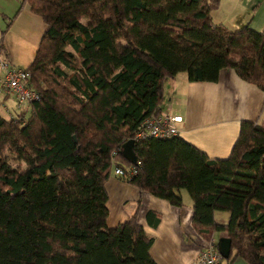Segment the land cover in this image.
Returning <instances> with one entry per match:
<instances>
[{
	"label": "trees",
	"instance_id": "16d2710c",
	"mask_svg": "<svg viewBox=\"0 0 264 264\" xmlns=\"http://www.w3.org/2000/svg\"><path fill=\"white\" fill-rule=\"evenodd\" d=\"M218 1H21L44 28L25 67L38 99L0 114V264H156L135 214L106 226L105 182L116 166L172 206L185 190L195 234L229 239L223 264H264V118L239 121L225 158L178 135L134 140V164L120 154L162 112L163 81L178 73L202 82L231 69L264 93V28L213 24Z\"/></svg>",
	"mask_w": 264,
	"mask_h": 264
},
{
	"label": "crops",
	"instance_id": "0c3cea01",
	"mask_svg": "<svg viewBox=\"0 0 264 264\" xmlns=\"http://www.w3.org/2000/svg\"><path fill=\"white\" fill-rule=\"evenodd\" d=\"M21 1L0 0V15L9 20L6 31L23 35L22 49H15L14 54L9 44H4L5 59L15 67L25 68L44 26ZM209 16L213 24L231 31L243 26L260 31L264 28V0H219ZM24 44L30 49L29 56ZM163 95V110L169 108L181 117L178 136L209 158H225L229 154L240 120L260 121L264 114L263 91L242 81L231 69H221L215 81L202 82L188 81L185 73H178L163 81ZM7 98L12 100L13 110ZM21 109L26 107L17 105L0 91V114L9 116ZM105 191L106 226L115 227L135 214L136 222L153 238L148 253L156 264H189L205 246L191 228L192 203L185 190H179L182 205L175 207L164 199L137 190L112 173L105 182ZM213 218L225 223L228 214L214 211ZM223 238H226L224 233H214L212 241L218 244ZM231 264L248 263L235 258Z\"/></svg>",
	"mask_w": 264,
	"mask_h": 264
},
{
	"label": "built area",
	"instance_id": "2783aa9c",
	"mask_svg": "<svg viewBox=\"0 0 264 264\" xmlns=\"http://www.w3.org/2000/svg\"><path fill=\"white\" fill-rule=\"evenodd\" d=\"M29 76L28 70L15 67L0 55V91L12 98L19 106H25L38 99L37 93L27 83ZM180 122L181 117L178 114L169 108L162 110L160 114L143 120L133 141L145 138L166 139L178 135ZM133 173V170H123L117 166L113 169V175L121 179ZM189 264H223V258L210 240L205 242V246L199 250L196 258Z\"/></svg>",
	"mask_w": 264,
	"mask_h": 264
},
{
	"label": "rangeland",
	"instance_id": "374dc122",
	"mask_svg": "<svg viewBox=\"0 0 264 264\" xmlns=\"http://www.w3.org/2000/svg\"><path fill=\"white\" fill-rule=\"evenodd\" d=\"M8 22H9V20L3 19L2 16L0 15V37H1V33L3 31H5L3 42H4V44H6V43L9 44V50H11V53L14 54L15 53V49H17V48L22 49V44H23V42H22L23 39L22 38H23V35L22 34L21 35L20 34H16V33L12 34L13 33L12 31L11 32L10 31L9 32L6 31V29L8 27L7 26ZM27 47H28L27 44H26V47H25V44H24V50L26 51L27 56H29L30 49H28L29 47L28 48ZM167 86H168V84H167ZM6 102H7L8 106H10L11 109L13 110L14 109L13 108L14 105L12 103V100L7 98ZM1 115L3 117H8L7 114H5V113H1ZM263 117H264V114H263L262 118Z\"/></svg>",
	"mask_w": 264,
	"mask_h": 264
},
{
	"label": "water",
	"instance_id": "95a60500",
	"mask_svg": "<svg viewBox=\"0 0 264 264\" xmlns=\"http://www.w3.org/2000/svg\"><path fill=\"white\" fill-rule=\"evenodd\" d=\"M133 140L128 139L123 142L120 146V154L129 163L134 164L136 162V156L132 150ZM217 249L221 254L222 258H227L230 250V241L228 238H223L217 244Z\"/></svg>",
	"mask_w": 264,
	"mask_h": 264
}]
</instances>
